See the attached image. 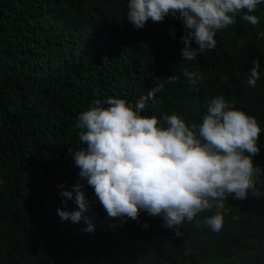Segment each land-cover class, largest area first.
Instances as JSON below:
<instances>
[{
	"label": "trees",
	"instance_id": "trees-1",
	"mask_svg": "<svg viewBox=\"0 0 264 264\" xmlns=\"http://www.w3.org/2000/svg\"><path fill=\"white\" fill-rule=\"evenodd\" d=\"M127 4L0 0V264H264V183L257 185L259 196L249 191L245 199L224 201L219 232L204 224L214 207L185 221L176 237L161 216L144 210L138 220L108 218L74 160L86 147L76 127L81 112L109 97L134 106L163 84L142 115L175 113L199 124L211 101L223 96L261 125L253 162L264 169V0L253 13L257 25L237 16L217 33L215 48L192 61L181 55L180 18L149 19L137 29L126 17ZM191 46L198 47L195 40ZM256 60L261 76L253 88L246 81ZM184 69L203 80L193 87ZM172 75L176 83L167 81ZM77 183L84 185L83 216L94 231H85L84 219L58 215V209L79 210Z\"/></svg>",
	"mask_w": 264,
	"mask_h": 264
},
{
	"label": "clouds",
	"instance_id": "clouds-1",
	"mask_svg": "<svg viewBox=\"0 0 264 264\" xmlns=\"http://www.w3.org/2000/svg\"><path fill=\"white\" fill-rule=\"evenodd\" d=\"M262 0H128L127 19L137 29L149 19L163 22L165 17H178L186 32L181 37L183 60L215 48L219 31L236 23L237 16L255 26L259 17L255 10ZM195 40L197 48H193ZM260 62L250 69L247 84L255 87L260 79ZM184 77L193 87L203 77L188 69ZM175 75L167 77L176 83ZM163 84L142 96L133 106L127 99L109 97L104 102L81 112L76 127L86 146L74 153L81 180L94 189L96 198L108 218L126 217L138 220L141 210L163 218L162 227L180 230L185 221L192 222L199 213H216L204 218V224L219 232L224 225V201L230 195L245 199L249 191L259 196L258 184L264 183V169L255 165L253 156L260 151L262 131L255 116L229 105L216 96L202 121L191 125L178 114L142 115L149 100L155 101ZM107 105V106H105ZM161 119L167 126L161 124ZM77 211L58 209L62 220L82 219L85 231H94L83 213L88 209L84 185H74ZM61 195L71 199L72 191ZM196 226L200 221L196 220ZM148 227L147 224L144 225Z\"/></svg>",
	"mask_w": 264,
	"mask_h": 264
}]
</instances>
